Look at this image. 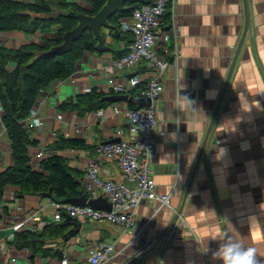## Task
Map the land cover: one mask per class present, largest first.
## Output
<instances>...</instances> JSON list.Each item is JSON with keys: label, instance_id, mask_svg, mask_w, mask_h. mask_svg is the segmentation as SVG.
I'll use <instances>...</instances> for the list:
<instances>
[{"label": "crops", "instance_id": "0c3cea01", "mask_svg": "<svg viewBox=\"0 0 264 264\" xmlns=\"http://www.w3.org/2000/svg\"><path fill=\"white\" fill-rule=\"evenodd\" d=\"M12 1L32 3L34 0ZM77 1L67 0L75 4ZM247 2L250 30L208 138L206 152L197 164L243 33V0H175L174 22L181 33L178 70L176 76L172 68L166 72L164 91L156 102L155 116L161 135L157 136L152 171L156 192L159 196H169V206L160 208L155 201L141 205L136 210L135 225L129 230L105 221L78 220L80 232L62 248V255L70 264H89L88 249L107 243L114 244L115 250L104 264H221L212 259L220 243L212 238L225 230L242 236L247 246L255 247L261 256L258 257L260 264H264V210H261L264 209V0ZM58 30L59 27H54L49 34L37 33L33 37L20 32L0 33V44L13 50L40 44L43 38L55 39ZM105 42L109 45L112 40L107 37ZM112 44L117 47L112 46L116 51L125 48L122 44ZM113 60L111 53H86L69 79L53 82L39 94L38 117L42 128L34 132L38 146L29 148V156L42 153L45 159L56 155L80 172L94 162L102 181L122 182L117 165L100 158L96 147L120 140V132L126 135L127 103H118V112L108 107L100 116L95 112L81 118L76 113L59 111L63 102L88 90H107L105 69ZM146 72L140 66L131 75L146 78ZM128 75V72L116 73L117 79ZM186 97L194 102L193 107ZM2 114L0 110V173L12 165L11 144L2 124ZM57 135L85 141L90 149L55 152L53 143ZM217 147L226 150L220 160L216 159V149L220 154ZM18 190L15 187L5 190L4 205L9 216L0 222V264H29L30 261L28 251L7 246L17 208L26 214L34 213L45 223L52 221L54 214L50 199L34 196L19 199L16 198ZM89 200L108 203L101 190ZM178 214L176 231H173L171 227ZM63 218L69 219L66 215ZM163 239L167 244L162 247ZM206 247L209 251L202 254L200 251ZM9 257L16 262H9ZM40 259L36 257L34 264Z\"/></svg>", "mask_w": 264, "mask_h": 264}, {"label": "trees", "instance_id": "16d2710c", "mask_svg": "<svg viewBox=\"0 0 264 264\" xmlns=\"http://www.w3.org/2000/svg\"><path fill=\"white\" fill-rule=\"evenodd\" d=\"M87 3L91 9L84 10L67 0H34L32 3L0 0V33L20 32L26 37L35 34H49L54 27H59L56 38L42 39L40 44H27L18 49H10L0 44V107L2 109V124L11 144L12 165L0 173V222L9 216L4 205L5 190L15 187L18 190L16 198L34 196L41 199L49 198L52 203L80 197V188L84 172L69 167L66 159L50 155L40 161L39 170L30 166L29 148L37 147L34 130L21 128L19 122L25 119L39 94L48 89L53 82L65 81L75 72L77 62L84 54L104 55L96 51L97 41L94 34L86 30L75 42L72 50L62 56L39 58L38 54L47 52L63 42L66 32L73 30L78 21L73 18H52L53 14L74 9L79 13L94 16L104 6V0H80ZM133 10L116 14L109 18V23L117 28L119 33L101 28L103 38L107 36L115 44L124 45L120 51L108 45L115 60L128 52L133 42L131 34L120 31L119 21L131 16ZM168 20V16L166 17ZM12 66V69L9 68ZM113 93L105 94L92 89L89 93L69 99L59 106L62 113H76L83 118L111 107L114 102L107 101ZM136 97V91L132 92ZM129 110L138 109L136 105L127 104ZM88 150L85 141L65 138L57 135L53 143L55 152L65 150ZM78 221V220H77ZM63 218L60 222L45 223L42 230L15 233L7 242V246L16 250H26L30 253L29 264H34L36 257L62 259V248L67 243L64 236L70 229Z\"/></svg>", "mask_w": 264, "mask_h": 264}, {"label": "built area", "instance_id": "2783aa9c", "mask_svg": "<svg viewBox=\"0 0 264 264\" xmlns=\"http://www.w3.org/2000/svg\"><path fill=\"white\" fill-rule=\"evenodd\" d=\"M174 10L175 0H155L154 5H140L131 16L119 21L120 31L131 34L133 42L126 55L113 60L105 69L108 89L97 90L105 94L128 96L136 91L135 98L151 101L150 107L124 111L126 135L120 132L119 142H106L96 147V153L100 158L111 160L117 165L122 182L102 181L94 162H90L84 171V190L91 196L101 190L111 205V211H98L88 206L53 204L52 221L60 222L66 215L82 221H105L129 230L135 225L136 210L141 205L155 201L160 204V208L169 206V196H159L156 192L152 171L156 157L155 144L157 136L161 135L155 116L156 102L164 91L166 72L172 68L176 76L178 70L181 33L174 22ZM140 66L147 71L146 78L138 74L131 75ZM120 71L128 72L129 75L117 79L116 73ZM39 103L38 97L29 115L19 122L21 128L34 130V132L41 130L42 122L38 117ZM112 107L118 112L117 104ZM0 110H2L1 107ZM98 113L99 116L102 114L101 111ZM42 159V153L30 156V166L38 171L39 161ZM123 182H127L128 185ZM28 213L26 214L20 207L17 208L15 218L10 224L9 239L15 233L35 232L44 228L45 222L36 218L34 213ZM176 223L171 230L176 231ZM147 224L148 221L144 223L145 226ZM166 244L167 240L163 239L161 246ZM114 250L112 243L92 247L87 251L88 263L90 264V260L95 258L96 264H104L111 259ZM9 262L15 263L16 260L9 257ZM38 264L70 263L68 258L63 257L62 259L41 258Z\"/></svg>", "mask_w": 264, "mask_h": 264}, {"label": "water", "instance_id": "95a60500", "mask_svg": "<svg viewBox=\"0 0 264 264\" xmlns=\"http://www.w3.org/2000/svg\"><path fill=\"white\" fill-rule=\"evenodd\" d=\"M105 4L101 8V10L94 16H88L82 13H79L78 11L74 9H70L67 12H60V13H55L53 14L52 18L58 19L60 17L63 18H73L78 21V25L71 31H68L64 34L63 36V42L61 45L56 46L51 48L47 52H42L38 54L39 58H51L54 56H62L64 54L69 53L75 42H77L82 34L86 31L89 30L94 34L95 40L97 41V46H96V51L98 53H106L110 51L109 46L106 44L105 39L101 35V28H104L109 31H113L115 33H119L116 27L111 25L109 23V18L116 15V14H121V13H126L131 10L137 5H142V6H148V5H154L155 0H104ZM243 9H244V17H245V24H244V29L243 33L240 39V42L237 46V49L235 51L232 63L230 65L227 77L225 79V82L222 86V90L218 99V102L216 104V107L214 109L212 118L210 120L209 126L207 128V131L205 133L202 146L200 149L199 157H198V162L200 161L201 157L205 154L206 152V146L208 142V138L210 136V133L213 129V126L215 124L216 117L219 113L222 101L224 99L225 93L227 91L230 78L232 76V72L234 70L236 61L238 59L239 53L241 51V48L243 46V43L245 41V38L250 30V23H249V9H248V2L247 0H243ZM107 101L114 102V103H127V104H132L136 105L138 108L142 107H150L151 106V101L149 99L145 98H135L133 96H128V95H116V96H109L106 98ZM113 142H119L113 141ZM91 197V194L86 192L84 190V184L82 182L81 188H80V197L76 199H66L62 202H57L55 204L57 205H72L75 207H84L88 206L94 210L98 211H111V205L109 203L99 204L96 201L89 200ZM49 199V198H47ZM101 205V206H99ZM180 214H178L172 224L171 229L175 226V223L178 220ZM69 222V223H68ZM69 225H72V228L68 230L66 235L64 236L65 241H69L71 238L76 236L80 230H79V222L74 219L70 218L68 219L67 223Z\"/></svg>", "mask_w": 264, "mask_h": 264}, {"label": "clouds", "instance_id": "9594fccd", "mask_svg": "<svg viewBox=\"0 0 264 264\" xmlns=\"http://www.w3.org/2000/svg\"><path fill=\"white\" fill-rule=\"evenodd\" d=\"M186 98L193 107L194 102L188 97ZM217 148L220 150V154H217L216 149V159L220 160L225 155L226 150L221 147ZM212 239L218 240L220 242L219 247L212 253L213 260H218L221 262V264H260V260L258 259V257L261 256L258 253L257 249L255 247L247 246L243 242L242 236L238 237L236 235H231L228 231L225 230L221 234L213 237ZM208 251L209 249L206 247L203 251L200 252L202 254H207ZM90 264H96L95 258L90 260Z\"/></svg>", "mask_w": 264, "mask_h": 264}, {"label": "rangeland", "instance_id": "374dc122", "mask_svg": "<svg viewBox=\"0 0 264 264\" xmlns=\"http://www.w3.org/2000/svg\"><path fill=\"white\" fill-rule=\"evenodd\" d=\"M77 5L79 6V7H81L82 9H84V10H90L91 9V7L87 4V3H85V2H83V1H80V0H78L77 1ZM108 37V36H107ZM106 37V38H107ZM109 45H112V42L109 44ZM115 49L117 48L115 45L113 46Z\"/></svg>", "mask_w": 264, "mask_h": 264}]
</instances>
